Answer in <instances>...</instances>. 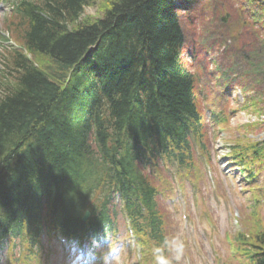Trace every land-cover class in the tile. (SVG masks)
Returning <instances> with one entry per match:
<instances>
[{"label":"trees","instance_id":"trees-1","mask_svg":"<svg viewBox=\"0 0 264 264\" xmlns=\"http://www.w3.org/2000/svg\"><path fill=\"white\" fill-rule=\"evenodd\" d=\"M88 1L37 0L18 9L26 48L43 66L15 53L7 60L6 72H0V210L18 206L35 193L30 188L36 184L39 194L51 192L49 217L76 226L84 200L98 184L90 179L100 170L95 168L98 155L103 159L116 153L134 184L130 190L147 206L149 233L155 238L153 189L134 167L132 149L124 142L146 136L150 118L159 121L164 126L160 134L172 137L147 145L148 153L156 156L158 147L167 153L170 143L186 147L185 122L200 126L192 104L193 77L180 60L183 33L173 0H108L101 15L84 20L80 15ZM97 43V51L89 53ZM246 60L252 72L261 69L251 56ZM74 67L75 77L62 89ZM99 76L110 86L102 111L95 108ZM84 81L90 88L89 103L81 96ZM90 131L95 141L98 134L101 154L90 151ZM101 187L99 209L104 212L109 187ZM255 240L244 256L249 264H264V233Z\"/></svg>","mask_w":264,"mask_h":264},{"label":"rangeland","instance_id":"rangeland-1","mask_svg":"<svg viewBox=\"0 0 264 264\" xmlns=\"http://www.w3.org/2000/svg\"><path fill=\"white\" fill-rule=\"evenodd\" d=\"M211 2L199 0L197 5L187 6L183 5V0L176 2L180 5L178 20L185 33L187 48L184 58L186 61L193 58L189 63L194 75L200 72L199 83L202 88L199 98L206 94L207 103L213 100L215 109L224 106L226 112H233V116L226 124L225 132L214 142L215 131L208 129L205 133L212 140V150L215 151L213 153L211 150L214 161L211 159L209 167L204 165L207 154L196 151L192 159L186 161L190 165L188 168L181 169L176 163L173 166L161 163L152 165L149 170L154 178L152 184L158 189L168 184L176 188V182L188 192L182 203L177 199L171 205L156 197L158 210L164 220L166 238H178L183 243L179 264H244L242 258L233 254L235 238L243 235L253 243L256 235L264 233V195L258 199L256 206L250 196L241 195L237 189L234 195L230 182L225 183L218 178V167L223 160L217 164L215 161L221 158L219 155L223 147L236 139L241 143H250L251 136L256 140L264 137V118L260 119L264 113V52L260 51L264 49V0H216L214 4L208 5ZM107 4L108 0H89L88 6L82 7L80 18L96 19L105 11ZM222 15L223 21L220 20ZM238 35L239 42L232 43L233 36ZM222 42L226 43L225 49L219 53L216 48H221L223 45L218 44ZM234 52L237 56L243 53L239 60L231 59ZM244 55L259 61L261 69L252 72L251 65L243 59ZM251 63L257 64L253 60ZM205 77L210 78L213 86H202ZM224 81L228 82L230 90L218 93L219 99H227V102L225 100L222 103L216 92L221 90L218 84ZM242 85L245 89H241ZM242 105L245 109H242ZM248 117H255V123H251ZM236 182L239 181L236 179ZM254 213L258 227L252 218ZM257 230V233H251ZM131 252L127 253L131 256L128 264L135 261ZM116 264H121V256Z\"/></svg>","mask_w":264,"mask_h":264},{"label":"clouds","instance_id":"clouds-1","mask_svg":"<svg viewBox=\"0 0 264 264\" xmlns=\"http://www.w3.org/2000/svg\"><path fill=\"white\" fill-rule=\"evenodd\" d=\"M168 245L173 248L176 253L175 259H179V254L182 252L183 243L178 238H173ZM155 264H171L168 256L162 254L161 249H154Z\"/></svg>","mask_w":264,"mask_h":264},{"label":"bare ground","instance_id":"bare-ground-1","mask_svg":"<svg viewBox=\"0 0 264 264\" xmlns=\"http://www.w3.org/2000/svg\"><path fill=\"white\" fill-rule=\"evenodd\" d=\"M239 40H240V35H238V36H233V42H239ZM185 45V41H184V39H183V46Z\"/></svg>","mask_w":264,"mask_h":264}]
</instances>
